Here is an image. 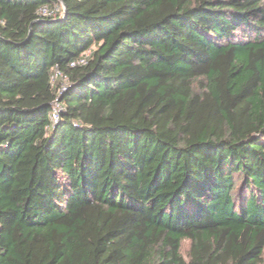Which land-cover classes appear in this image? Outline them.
<instances>
[{"label": "trees", "instance_id": "1", "mask_svg": "<svg viewBox=\"0 0 264 264\" xmlns=\"http://www.w3.org/2000/svg\"><path fill=\"white\" fill-rule=\"evenodd\" d=\"M0 264H264V0H0Z\"/></svg>", "mask_w": 264, "mask_h": 264}, {"label": "built area", "instance_id": "2", "mask_svg": "<svg viewBox=\"0 0 264 264\" xmlns=\"http://www.w3.org/2000/svg\"><path fill=\"white\" fill-rule=\"evenodd\" d=\"M39 13L42 17H53V18L62 17L65 14L64 5L62 2L61 3L59 2L50 7L45 6L39 10ZM90 54H91V51H88L83 57L79 59V61L73 63L72 66L75 67L76 65L85 64L86 63L85 59L89 57ZM58 78H64V81L67 82V78L62 77L60 73L57 72L55 74V79H58ZM51 120L53 124H56L58 122V110L56 109V106L54 108V113L51 117Z\"/></svg>", "mask_w": 264, "mask_h": 264}, {"label": "rangeland", "instance_id": "3", "mask_svg": "<svg viewBox=\"0 0 264 264\" xmlns=\"http://www.w3.org/2000/svg\"><path fill=\"white\" fill-rule=\"evenodd\" d=\"M55 84H58V80L57 79H55ZM63 84L65 85V84H67V82L64 81ZM189 247H190V243L188 241L184 242L183 252H182L184 256H186V254H187V252L189 250Z\"/></svg>", "mask_w": 264, "mask_h": 264}]
</instances>
